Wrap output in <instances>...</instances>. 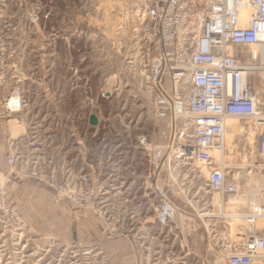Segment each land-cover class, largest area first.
I'll list each match as a JSON object with an SVG mask.
<instances>
[{
	"label": "rangeland",
	"instance_id": "1",
	"mask_svg": "<svg viewBox=\"0 0 264 264\" xmlns=\"http://www.w3.org/2000/svg\"><path fill=\"white\" fill-rule=\"evenodd\" d=\"M37 1L48 10V0L27 5ZM130 1L53 0V17L41 14L34 23L27 13L33 10L25 12L19 0L10 5L9 74L0 98L15 86L23 90L28 136L6 155L0 146V186L8 191L7 206L0 207V264H135L131 232L144 230L142 219L155 212L157 189L173 184L189 197L197 187L204 194V165L166 158L170 126L157 117V92L143 74L138 51L144 25L126 14ZM52 33L72 45L60 48L57 65L49 57ZM234 52L249 57L243 47ZM261 91L264 97V86ZM91 113L98 124L87 127ZM72 133L68 159L59 140ZM254 136L248 120L227 119L223 159L236 165L229 180L240 188L237 202L229 203L233 213L264 187V160L254 152ZM81 140L84 171L76 143ZM149 152H155L153 163L146 159ZM212 194L217 203L220 194L205 196ZM224 198L229 202L232 196ZM226 220L235 232L243 224L240 218ZM257 230L264 235V219ZM237 234L229 252L244 238V232Z\"/></svg>",
	"mask_w": 264,
	"mask_h": 264
},
{
	"label": "built area",
	"instance_id": "2",
	"mask_svg": "<svg viewBox=\"0 0 264 264\" xmlns=\"http://www.w3.org/2000/svg\"><path fill=\"white\" fill-rule=\"evenodd\" d=\"M246 2L243 10L242 0H131L126 12L144 25V46L138 55L146 80L157 92V117L167 119L170 126L166 158L181 165L190 159L204 165L208 171L205 188L223 198L232 196V205L240 188L229 180L236 165L227 166L223 159L228 118L251 123L254 152L264 160V75L260 74L264 72V0ZM11 3L13 0H0V89L9 74L5 67L10 49L7 21L14 15ZM19 3L25 12L33 10L27 11L32 23L39 21L41 14L53 17V0H48V10H42L38 1ZM235 47H243L249 57L243 60ZM3 102L8 110L20 111L25 106L23 90L13 87ZM143 141L140 138V143ZM7 161L14 163L15 156L8 155ZM176 186L193 206L195 199ZM200 191L197 187L195 194ZM254 193L243 211L218 214L241 218L244 223L238 249L221 254L227 264H264V235L257 230L258 221L264 219V187ZM158 196L156 218L161 226H167L177 207L164 189H158ZM7 199L8 191L0 186V207L7 206ZM211 207L198 216L214 218Z\"/></svg>",
	"mask_w": 264,
	"mask_h": 264
},
{
	"label": "crops",
	"instance_id": "3",
	"mask_svg": "<svg viewBox=\"0 0 264 264\" xmlns=\"http://www.w3.org/2000/svg\"><path fill=\"white\" fill-rule=\"evenodd\" d=\"M48 41L50 46L49 57H54L51 62L55 65L57 60L60 59V48L64 47L68 51L69 46L72 47V45L71 42L62 41L61 38L53 33L50 34ZM51 75L55 78L57 73L55 72V74ZM69 76L72 75L69 74ZM5 96L0 98V146L4 155L10 153L13 147L23 143L28 136L27 125L22 119L24 108L20 111L8 110L3 102ZM88 126L89 120H87ZM74 135L75 133H72L71 136H67L64 140L62 138L59 140V144H62V146L64 144L65 154L68 159V144ZM76 143L78 145L81 143L80 168L84 171L87 165V152L83 145V140L80 142L76 141ZM154 157L155 152L146 154V159L152 163ZM150 171L153 172V169L148 171V176H150ZM145 189L151 190L147 186H145ZM160 189L168 191V195L177 207V213L167 226H161L154 212L153 215L142 219L143 222L141 223L145 226L144 230L140 232L132 230L133 247L131 251L135 257V264H142L144 261H151L154 264H227L225 261L220 260L221 254L228 253L229 243L232 238L235 236L238 239L240 237L237 233L244 232V223H241V228H237V232H235L227 220L223 222L225 219H230L228 215L224 216L225 218L218 216L220 213H233L229 210L231 209L229 208L231 206L229 202H226L225 198L220 196V200L215 203L213 194L212 196H205L210 193L205 189L203 190V195L202 192H199V194H195L197 197L195 195L191 196L195 200L193 206H190L187 200L185 202L186 197L174 185L166 184ZM174 192L176 193L174 194ZM252 195L253 193L249 195V200ZM204 202H210L212 205L210 212L216 214L214 218L198 216V213L204 215L209 211L211 205L208 206ZM243 210L244 208L241 209V211Z\"/></svg>",
	"mask_w": 264,
	"mask_h": 264
},
{
	"label": "water",
	"instance_id": "4",
	"mask_svg": "<svg viewBox=\"0 0 264 264\" xmlns=\"http://www.w3.org/2000/svg\"><path fill=\"white\" fill-rule=\"evenodd\" d=\"M89 124L91 126H97L98 124V117L93 113L89 115Z\"/></svg>",
	"mask_w": 264,
	"mask_h": 264
},
{
	"label": "bare ground",
	"instance_id": "5",
	"mask_svg": "<svg viewBox=\"0 0 264 264\" xmlns=\"http://www.w3.org/2000/svg\"><path fill=\"white\" fill-rule=\"evenodd\" d=\"M246 0H242V4H241V6H242V8H243V10L246 8ZM244 12V11H243ZM243 17H246L247 15L245 14V13H243V15H242ZM260 74H262V75H264V72L263 73H260ZM259 81H262L260 78H259ZM263 82V81H262ZM254 194L255 193H253V195H252V197H251V200H253L254 198Z\"/></svg>",
	"mask_w": 264,
	"mask_h": 264
}]
</instances>
